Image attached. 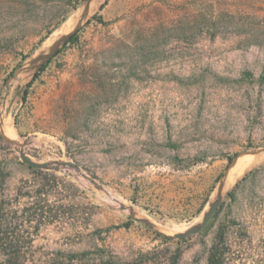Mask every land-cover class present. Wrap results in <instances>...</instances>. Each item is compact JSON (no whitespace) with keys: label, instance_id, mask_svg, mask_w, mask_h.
Here are the masks:
<instances>
[{"label":"rangeland","instance_id":"rangeland-1","mask_svg":"<svg viewBox=\"0 0 264 264\" xmlns=\"http://www.w3.org/2000/svg\"><path fill=\"white\" fill-rule=\"evenodd\" d=\"M93 1L34 77L29 61L74 28L85 0H0V195L32 179L17 143L63 164L47 171L71 201L32 250L87 264H206L223 223L251 237L246 263L264 264V159L201 232L158 235L200 222L234 159L264 147V0Z\"/></svg>","mask_w":264,"mask_h":264},{"label":"trees","instance_id":"trees-1","mask_svg":"<svg viewBox=\"0 0 264 264\" xmlns=\"http://www.w3.org/2000/svg\"><path fill=\"white\" fill-rule=\"evenodd\" d=\"M79 30L66 43L72 41ZM45 66L46 64L36 71L34 77ZM26 168L32 174V179L22 180L11 195H0V264H87L78 259L77 253L57 252L45 256L32 250L35 235L41 227L56 222L61 214L69 211L71 201L64 196L66 184L63 178L53 171L29 165ZM234 193L230 191L228 194L234 196ZM217 213L218 210L214 216ZM232 232L225 224L219 225L214 242L208 249L206 264H247L243 235L249 240L251 237H248L246 230L244 233L235 232L236 236ZM158 235L164 240L171 239L162 233ZM232 240L234 245L231 244ZM258 261L261 259L255 260L256 263Z\"/></svg>","mask_w":264,"mask_h":264},{"label":"water","instance_id":"water-1","mask_svg":"<svg viewBox=\"0 0 264 264\" xmlns=\"http://www.w3.org/2000/svg\"><path fill=\"white\" fill-rule=\"evenodd\" d=\"M92 0H85L82 10L79 14V19L77 21V23L75 24L74 28L69 31L68 33H65L61 36H59L49 47L46 51L38 54L36 57H34L33 59H31L29 61V66L27 67L28 69H33L35 72L38 71L44 64H46L59 50V48L65 44L70 37L74 34V32H76L78 29H80V26L82 25V23L84 22V20L88 17V11H89V6H90V2ZM8 140V139H7ZM10 141V140H8ZM12 142V141H10ZM16 143V142H13ZM17 150L19 153V157L21 159V161L26 164L29 165L31 167H35V168H40V169H53V170H58L60 169V165H63L61 163H49V162H38L33 160L28 154H26L24 152V150L21 148V146L19 144H17ZM264 151V147L260 148V149H255V150H250V151H244L242 153H240L233 161V163L231 164V166L236 162L237 158L242 155V154H257L260 152ZM66 165L73 167L75 170H77L79 173L80 169L79 167L72 163V162H67ZM231 166H229L227 168V170L225 171L222 179L219 181V186L217 189V193L215 198L209 203V207L208 209L204 212L203 217L201 219L200 222L193 224L192 226L188 227L187 229H185L182 232H178L175 233L173 235H166L164 233H162L163 235H166L170 238H177V239H183L191 234H196L202 231V229L208 224V222L212 219V217L214 216L215 212L218 210L220 203L222 201V197H223V193H222V187H223V179H225L228 174H229V170L231 168ZM83 177H85L86 179H88L91 183H93L97 188H101L102 186L99 185L93 178L89 177L88 175L81 173ZM121 208H126L123 204H120ZM131 211V208H129ZM131 217L134 218L137 221L143 222L144 224H146L149 228H154V225L148 221L145 218H137L134 216V214L131 212Z\"/></svg>","mask_w":264,"mask_h":264},{"label":"bare ground","instance_id":"bare-ground-1","mask_svg":"<svg viewBox=\"0 0 264 264\" xmlns=\"http://www.w3.org/2000/svg\"><path fill=\"white\" fill-rule=\"evenodd\" d=\"M95 5L94 1L92 0L90 2V6H89V10ZM82 8L77 12V17L79 18V14L81 12ZM70 19V18H69ZM68 19V20H69ZM69 23H67V21L63 24L62 28L60 29L61 31H64L67 27H68ZM69 30V29H68ZM2 132L4 135L8 136L9 139H13L14 138V132L13 130L10 128V125L7 121L4 122L3 128H2ZM7 137V138H8ZM19 137V136H18ZM16 139V138H15ZM264 152V151H263ZM260 152L257 154H251L253 156H241L240 158H238V160L231 166L230 170H229V174L228 176L223 179V187H222V193H224L235 181L236 179L241 175V173L247 169L249 166L253 165L254 163L264 159V153ZM248 156V157H247ZM110 198H114L112 195H110ZM119 200V199H118ZM131 208V212L133 214H136L135 210L133 207H129ZM137 211V210H136ZM188 228V225H181L179 227H176V229L180 230H184Z\"/></svg>","mask_w":264,"mask_h":264}]
</instances>
